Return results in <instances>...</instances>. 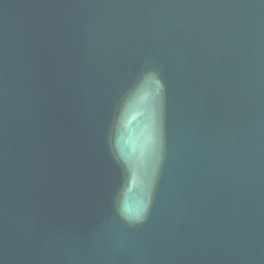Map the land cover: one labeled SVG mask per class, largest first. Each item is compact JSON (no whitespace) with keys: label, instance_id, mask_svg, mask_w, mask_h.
Returning <instances> with one entry per match:
<instances>
[{"label":"water","instance_id":"1","mask_svg":"<svg viewBox=\"0 0 264 264\" xmlns=\"http://www.w3.org/2000/svg\"><path fill=\"white\" fill-rule=\"evenodd\" d=\"M0 264H264V0H0Z\"/></svg>","mask_w":264,"mask_h":264}]
</instances>
